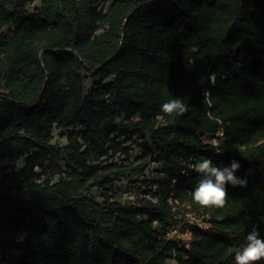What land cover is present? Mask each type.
<instances>
[{"label":"trees","instance_id":"obj_1","mask_svg":"<svg viewBox=\"0 0 264 264\" xmlns=\"http://www.w3.org/2000/svg\"><path fill=\"white\" fill-rule=\"evenodd\" d=\"M172 98L188 111L162 113ZM133 138L137 163L101 165ZM201 157L241 164L247 185H227L223 208L192 200ZM4 161L0 264H167L169 198L211 225L177 264H234L254 226L264 238V0H0ZM149 162L142 197L94 198L143 185Z\"/></svg>","mask_w":264,"mask_h":264},{"label":"clouds","instance_id":"obj_2","mask_svg":"<svg viewBox=\"0 0 264 264\" xmlns=\"http://www.w3.org/2000/svg\"><path fill=\"white\" fill-rule=\"evenodd\" d=\"M208 83L215 84L214 74L209 75ZM187 111L188 109L181 98H172L161 106V112L166 115L174 113L182 115ZM207 115L210 119L213 118L212 113L209 112ZM116 122L119 123V118ZM217 122L222 123L219 120ZM191 167L202 177L191 193L193 202L201 210L223 208L227 201V185L234 188H243L247 185L246 177L236 175L241 168V164L235 159L231 160L228 166H216L211 159L201 157ZM262 260H264V238L260 237L259 231L254 226L246 235L242 248L235 251L234 264H259ZM171 264H176V261H171Z\"/></svg>","mask_w":264,"mask_h":264},{"label":"rangeland","instance_id":"obj_3","mask_svg":"<svg viewBox=\"0 0 264 264\" xmlns=\"http://www.w3.org/2000/svg\"><path fill=\"white\" fill-rule=\"evenodd\" d=\"M39 2L36 1L34 4L28 6V10L32 11L34 7H38ZM2 35H10L7 30L2 32ZM190 66V65H189ZM91 86V81L86 80L84 82V89L87 91ZM53 141L52 144H56L59 146L66 145V132L54 129L52 131ZM140 141L136 138H133L129 142L125 144L130 149L129 157L123 155H116V156H107L101 161V165H105L106 163H116L118 165H128L132 163H137L136 159L143 154L142 149L139 147ZM46 168H48V164H46ZM63 166V163H60ZM161 166L156 163H150L148 168L144 172V176L141 180H145L143 185H140L138 188H131L128 186L129 180H134V176L130 177L129 179H121L117 182L114 186L112 194L105 195L100 190H96L93 193L94 198L99 202H104L106 200H111V198H115L117 201L123 203L128 200L130 197H142L144 195L145 187H147L152 180L159 176V170ZM12 169V164L4 161L0 162V180L7 175Z\"/></svg>","mask_w":264,"mask_h":264},{"label":"built area","instance_id":"obj_4","mask_svg":"<svg viewBox=\"0 0 264 264\" xmlns=\"http://www.w3.org/2000/svg\"><path fill=\"white\" fill-rule=\"evenodd\" d=\"M215 144L214 140L212 141ZM130 197L129 199H132ZM170 205H173V209L178 212L176 221L170 223L166 230L165 236L168 239H172L175 243L176 248L172 249L171 256L167 260V264H171V261H176V255L178 250L188 251L193 241V230L206 231L211 225L207 221L208 216L196 214L191 211L178 209L177 201L168 199Z\"/></svg>","mask_w":264,"mask_h":264}]
</instances>
